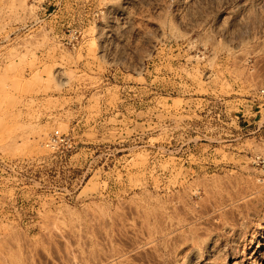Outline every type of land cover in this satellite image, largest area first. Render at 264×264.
Returning a JSON list of instances; mask_svg holds the SVG:
<instances>
[{"label":"rangeland","instance_id":"rangeland-1","mask_svg":"<svg viewBox=\"0 0 264 264\" xmlns=\"http://www.w3.org/2000/svg\"><path fill=\"white\" fill-rule=\"evenodd\" d=\"M100 262L264 264V0H0V264Z\"/></svg>","mask_w":264,"mask_h":264},{"label":"bare ground","instance_id":"bare-ground-1","mask_svg":"<svg viewBox=\"0 0 264 264\" xmlns=\"http://www.w3.org/2000/svg\"><path fill=\"white\" fill-rule=\"evenodd\" d=\"M181 223H186V221L181 220ZM187 225L189 226H183V227H188L189 229L188 233L191 235L189 242L192 245V251L194 252V254H196L199 251H201L202 248L208 246L209 242L208 240L201 239V237L199 236V230L193 224L188 223ZM100 264H104V263L100 262ZM258 264H262V263H258Z\"/></svg>","mask_w":264,"mask_h":264},{"label":"built area","instance_id":"built-area-1","mask_svg":"<svg viewBox=\"0 0 264 264\" xmlns=\"http://www.w3.org/2000/svg\"><path fill=\"white\" fill-rule=\"evenodd\" d=\"M58 135V134H57Z\"/></svg>","mask_w":264,"mask_h":264}]
</instances>
